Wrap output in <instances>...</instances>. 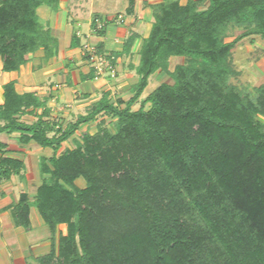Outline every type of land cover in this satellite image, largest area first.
Returning a JSON list of instances; mask_svg holds the SVG:
<instances>
[{
    "label": "trees",
    "instance_id": "trees-1",
    "mask_svg": "<svg viewBox=\"0 0 264 264\" xmlns=\"http://www.w3.org/2000/svg\"><path fill=\"white\" fill-rule=\"evenodd\" d=\"M128 2L132 14L135 0ZM41 6L61 8L60 0H0L3 71L20 70L39 50L45 59L55 55L59 40L41 21ZM151 7L154 21L128 100L104 94L63 126L51 119L47 100L19 93L15 81L3 85L0 134L18 132L21 143L54 150L41 158L48 176L34 200L22 192L9 207L15 225L30 230L36 206L51 230V250L35 264H264V84L248 91L231 81L239 76L231 59L237 42L251 34L264 40V0H165ZM232 27L246 30L227 42ZM137 37L127 38L124 52ZM173 56L184 61L171 70ZM156 71L174 82L160 83L133 109ZM25 114L36 120H22ZM101 114L116 119V132L101 120L95 133L84 132L74 148L58 153ZM7 147L0 139L5 180L22 176L25 166ZM61 224L67 233L57 241Z\"/></svg>",
    "mask_w": 264,
    "mask_h": 264
},
{
    "label": "crops",
    "instance_id": "crops-1",
    "mask_svg": "<svg viewBox=\"0 0 264 264\" xmlns=\"http://www.w3.org/2000/svg\"><path fill=\"white\" fill-rule=\"evenodd\" d=\"M95 1L60 0L61 8L59 11H52L48 6L44 8V11L47 10L51 13V19L46 22V25L51 28L53 34L59 40L57 51L50 59L42 57V50L31 53L28 61L17 71H3L0 61V104L4 101L3 85L15 81V87L19 93L34 92L40 98L47 100V105L51 109V119L58 120L60 124L66 126L70 122L76 121L80 115L85 114L87 106L99 101L104 94H109V98L114 101L118 98L128 100L133 95L132 87L139 80L134 66L140 63V50L144 39L148 37L151 31V23L153 24L152 19H149V16L153 18L151 6L165 0H144L141 2L135 0V8L132 14L127 13L128 0L123 3L125 14L120 13V9L110 14L98 13ZM143 3H145V6ZM120 14L125 18L124 24L117 21ZM97 17L106 21L103 28L104 32L97 31L96 34L89 35L92 31L93 22ZM84 22L89 26L85 32L81 28ZM147 24L149 25L148 29L146 28L147 32L142 34L139 29L145 28ZM78 31L82 33L79 36L77 35ZM134 32L138 34V37L132 49L130 52H124L125 42ZM75 38L80 40L77 46L72 45ZM87 41L95 44L100 54L107 57L111 62L114 60L118 72L116 78L113 79L105 75L95 79V67L83 55V45ZM135 55L138 56L137 60ZM174 57L176 56L171 57L170 61L176 59ZM139 100H141V96ZM72 112H76V119H72ZM14 133L19 135L18 132ZM20 194L18 197L14 194L0 197V256H9L8 253H5L7 247H9V243L5 238H14L16 242V246L10 252V264H26L28 256L37 258L45 255L50 252L52 246L51 234L38 239L33 236L29 237V233L25 230L15 228L22 226L15 225L9 207L19 199ZM31 221L33 223L32 207ZM36 222L39 224L40 220L37 218ZM3 223L4 226L1 227ZM66 233V224L59 225L56 236L57 241L61 234ZM27 248L28 250H26ZM6 260L8 261V259ZM0 264H4V261L1 260Z\"/></svg>",
    "mask_w": 264,
    "mask_h": 264
},
{
    "label": "rangeland",
    "instance_id": "rangeland-1",
    "mask_svg": "<svg viewBox=\"0 0 264 264\" xmlns=\"http://www.w3.org/2000/svg\"><path fill=\"white\" fill-rule=\"evenodd\" d=\"M138 1L141 2L144 0H138ZM186 1L187 0H180V2L183 4ZM124 2L125 0H96L95 4L97 7L96 9H98L99 11L98 13L101 12L103 14L105 13L110 14L120 9L119 12L125 14L123 8ZM143 5L145 6V3H143ZM44 8H46V6H42L41 8H39V16L41 21L45 24V26H47L46 22H48L51 19L50 18L51 13H49L47 10L44 11L45 10ZM149 17H150L149 19L150 20L152 19L153 22L154 17L153 18L151 16ZM127 18L128 16L126 17V19ZM88 27L89 26L86 22L82 23L81 28L84 30V32L88 29ZM148 27L149 25L147 24L145 28L143 29L140 28L139 31L142 32V34H145L147 32L146 28L148 29ZM91 30L92 31L89 33V35H94V33L96 34L93 27H91ZM245 30H246L245 28L232 27L229 30L226 41L230 42L234 40L235 38L240 36L243 32H245ZM80 34H82L81 31H78L77 35L79 36ZM86 44L95 45L91 41H87L84 43V45ZM135 56L137 60L138 56L137 55ZM174 58L176 59L170 61L171 70L174 69L176 64L182 63L184 61L182 57H174ZM231 59L234 68L239 72V76L231 78V81L234 84L248 91H254L255 87L264 84V40L261 38L260 35L251 34L241 38L232 50ZM162 82L173 83L174 80L170 75L162 71H156L155 73H153L149 78V83L147 87L145 88L144 92L141 95V100H139L137 103L133 105V109L140 108L142 100H144ZM150 106L151 104L147 103L145 104L144 107L147 110L150 108ZM72 114H73L72 119H76V112L74 113L72 112ZM21 119H24L25 121L28 122H33L36 120V117H34V115L25 114V116L23 115ZM101 120L105 122V125L112 132H116V119L110 115L101 114L94 121H90L88 123L82 124V126H80L79 130L73 136H71L68 140L63 142V145L58 151V153L59 154L62 153L65 149L74 148L76 146V141L81 139V136L84 132H89V133L96 132L98 129V124ZM10 134L4 133L0 136V139L3 142H5L8 146L7 155L23 160L25 166L22 170V174L24 175L22 176L13 175L9 180L0 178V197L7 196L9 194H14L18 197L21 192H27L30 195V198L34 200V196L36 194V190L38 186L42 183L43 178L45 176H48V175H43L41 173L40 170L41 158L51 157L54 154L53 148L41 147L34 141H31L28 144H23L18 139L19 135H17L14 132L13 134L11 135ZM76 183L80 187H85L86 185V182L83 178L77 179ZM32 218H33V223H32V228L30 230H26L24 227H15V228L19 230H25V232L29 233L30 235L29 237L33 236L35 238L37 237L38 239H42L47 235L51 234L49 226L43 222V219L36 206H32ZM37 218L40 220L39 224H37L36 222ZM6 224L8 223L6 222ZM3 226L4 223L1 225V227ZM5 240L7 241V243H9V247H7V252H5L6 254L8 253L9 256L8 255L7 257H5L4 255H2V257L0 256V262L1 260H3L4 264H10V258H11L10 252L16 246L15 245L16 242L14 238H8V239L5 238ZM26 250H28V248ZM6 259H8V261ZM25 263L35 264V259L32 256H28L26 258Z\"/></svg>",
    "mask_w": 264,
    "mask_h": 264
},
{
    "label": "built area",
    "instance_id": "built-area-1",
    "mask_svg": "<svg viewBox=\"0 0 264 264\" xmlns=\"http://www.w3.org/2000/svg\"><path fill=\"white\" fill-rule=\"evenodd\" d=\"M119 23H123L125 18L123 15H119L117 18ZM106 21L100 17H97L93 22V29L95 32L103 29L105 27ZM83 55L94 65L96 74L95 79H99L105 75L110 78H116L117 68L116 66L104 55L98 53L97 47L95 45L86 44L83 47Z\"/></svg>",
    "mask_w": 264,
    "mask_h": 264
}]
</instances>
